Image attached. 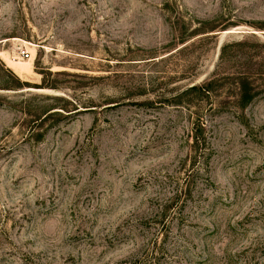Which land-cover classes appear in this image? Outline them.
Returning <instances> with one entry per match:
<instances>
[{
  "label": "rangeland",
  "instance_id": "obj_1",
  "mask_svg": "<svg viewBox=\"0 0 264 264\" xmlns=\"http://www.w3.org/2000/svg\"><path fill=\"white\" fill-rule=\"evenodd\" d=\"M0 63V264H264V0H0Z\"/></svg>",
  "mask_w": 264,
  "mask_h": 264
},
{
  "label": "trees",
  "instance_id": "obj_2",
  "mask_svg": "<svg viewBox=\"0 0 264 264\" xmlns=\"http://www.w3.org/2000/svg\"><path fill=\"white\" fill-rule=\"evenodd\" d=\"M238 45L240 46V44ZM226 50H227V46H223L221 48L220 57L223 56ZM0 66H2L1 63H0ZM7 73L10 74V71H7ZM238 80H240V83L237 86L239 104L242 109H245L246 106L250 104V102L254 99L257 92L254 90L251 83L248 81L247 78H245V76H242V78H239ZM14 81L16 83L14 86H11L8 82H4L5 84L2 85L3 88L6 90L11 89V88H19V85H17V83L19 84V82L16 79ZM212 86H213L212 81H209L205 84L198 85V86L194 85L190 87L189 90H186L185 92H183L180 96H177L176 99L178 98L183 99L185 96L190 95L194 92H203L205 95H209V92L211 91ZM182 103H185L186 105H188L189 104L188 99L186 98V100H184ZM193 139H194V153H195L194 162H195L201 156L200 152L202 149V144L200 143L199 137L197 136V134L193 136Z\"/></svg>",
  "mask_w": 264,
  "mask_h": 264
},
{
  "label": "built area",
  "instance_id": "obj_3",
  "mask_svg": "<svg viewBox=\"0 0 264 264\" xmlns=\"http://www.w3.org/2000/svg\"><path fill=\"white\" fill-rule=\"evenodd\" d=\"M19 56L22 60L29 61L31 59V54L26 49H18Z\"/></svg>",
  "mask_w": 264,
  "mask_h": 264
}]
</instances>
